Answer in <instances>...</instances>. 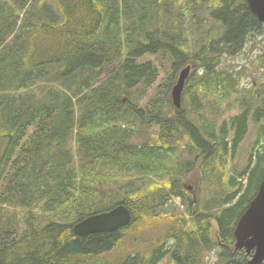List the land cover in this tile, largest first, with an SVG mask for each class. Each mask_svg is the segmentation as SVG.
<instances>
[{"label": "trees", "instance_id": "trees-1", "mask_svg": "<svg viewBox=\"0 0 264 264\" xmlns=\"http://www.w3.org/2000/svg\"><path fill=\"white\" fill-rule=\"evenodd\" d=\"M48 2L0 0V264H248L234 229L264 178V142L241 169L228 158L251 121L264 139V81L239 91L237 116L204 129L171 98L191 65L186 101L198 107L204 91L215 114L233 104L221 64L264 29L247 0ZM49 30L61 34L40 45ZM185 151L208 200L184 177L154 181ZM172 198L187 215L166 210ZM120 204L128 226L74 232Z\"/></svg>", "mask_w": 264, "mask_h": 264}, {"label": "rangeland", "instance_id": "rangeland-1", "mask_svg": "<svg viewBox=\"0 0 264 264\" xmlns=\"http://www.w3.org/2000/svg\"><path fill=\"white\" fill-rule=\"evenodd\" d=\"M40 1L47 3L49 0H35V6H37L38 9L41 8ZM59 34L61 33H56L53 30H49L48 32L42 34L40 38V45L47 46L48 44L54 43L55 39L58 37ZM262 54L264 55V29L262 33L255 34L253 37L250 38L249 42L246 43L245 48L239 55L226 59L225 63L229 66L224 63L221 64L224 65V69L229 70L235 76L234 90L232 95L233 104H230L226 100L223 105H227L228 107H226L225 110L221 108L220 114H215L210 108L209 98H211V96L205 95L203 91V95H201L202 103L198 107L194 105V102L191 104V102L186 101L185 95L183 97V108L181 111H183L184 107L189 108L188 113L191 117V120L194 121L200 129L209 128L212 123L218 124L224 119H231L237 116L238 113L242 111V104L241 98L239 96V91L244 92L246 89H253L257 85V82L264 81V68L261 66L260 61ZM64 68L66 69V65L64 66ZM109 68L110 65L108 68H106V72H108L107 70H109ZM166 68L170 73L169 67L166 66ZM64 74L69 76L70 70H65ZM162 74L163 73L160 72L157 77V80L154 83V86L159 84V81L163 76ZM206 117H209L211 120L207 121ZM257 127H260L259 124H255L253 121H251L250 127L246 135H244L243 139L237 144V153L232 157L228 158V168L232 169L235 163L238 165L239 169L245 167L248 163V159L251 153H253L255 157L257 151L262 150L264 139H262L258 143ZM229 131L231 133L233 132L231 128L229 129ZM228 139L230 140L229 147H232L231 136H229ZM194 156V152L186 153L185 151L183 154L180 155L182 159L180 163L176 166L173 174L166 175L162 178L155 177L154 181L159 183H167L175 179H181L184 177L182 185H184V187L188 186L189 193H192L190 195L194 200H208L211 196L212 191L208 189L209 186L206 183V180L201 179V172L199 171V169H196L195 166H193L191 171L187 173V167L185 165V162L189 159L191 161ZM190 165L191 164L188 163V167ZM174 203L177 206H175ZM165 207L167 211H170L174 214L187 215V213L185 212V207L182 206V201L180 198H175L174 200L172 198L170 204L165 205ZM20 224L23 225V223ZM214 258L215 256H211L210 261H213ZM160 264H171V262L168 258H166Z\"/></svg>", "mask_w": 264, "mask_h": 264}, {"label": "water", "instance_id": "water-1", "mask_svg": "<svg viewBox=\"0 0 264 264\" xmlns=\"http://www.w3.org/2000/svg\"><path fill=\"white\" fill-rule=\"evenodd\" d=\"M250 10L264 24V0H247ZM192 66L180 70L171 89L173 105L183 108V95L186 83L191 76ZM132 221V213L125 204L110 210L90 215L74 225L77 235L85 236L97 232H117ZM236 249H244L250 255L248 264L264 262V178L247 209L239 218L234 229Z\"/></svg>", "mask_w": 264, "mask_h": 264}, {"label": "bare ground", "instance_id": "bare-ground-1", "mask_svg": "<svg viewBox=\"0 0 264 264\" xmlns=\"http://www.w3.org/2000/svg\"><path fill=\"white\" fill-rule=\"evenodd\" d=\"M115 207V206H114Z\"/></svg>", "mask_w": 264, "mask_h": 264}]
</instances>
